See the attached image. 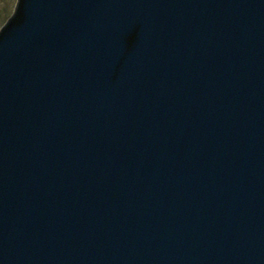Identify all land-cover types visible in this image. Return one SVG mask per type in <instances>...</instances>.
I'll use <instances>...</instances> for the list:
<instances>
[{
    "label": "water",
    "instance_id": "obj_1",
    "mask_svg": "<svg viewBox=\"0 0 264 264\" xmlns=\"http://www.w3.org/2000/svg\"><path fill=\"white\" fill-rule=\"evenodd\" d=\"M0 264H264V0H17Z\"/></svg>",
    "mask_w": 264,
    "mask_h": 264
},
{
    "label": "rangeland",
    "instance_id": "obj_2",
    "mask_svg": "<svg viewBox=\"0 0 264 264\" xmlns=\"http://www.w3.org/2000/svg\"><path fill=\"white\" fill-rule=\"evenodd\" d=\"M17 0H0V27L12 15Z\"/></svg>",
    "mask_w": 264,
    "mask_h": 264
}]
</instances>
